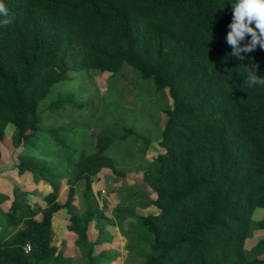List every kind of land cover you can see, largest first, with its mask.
<instances>
[{"label": "trees", "instance_id": "1", "mask_svg": "<svg viewBox=\"0 0 264 264\" xmlns=\"http://www.w3.org/2000/svg\"><path fill=\"white\" fill-rule=\"evenodd\" d=\"M0 3L8 10L0 14V159L1 142L13 126V145L25 149L21 171H34L52 188L43 204L18 190L12 199L0 192V264H73L54 245L53 220L63 209L72 212L82 182L86 217L73 221L76 245L85 264H113L116 251L97 254L88 239L89 222L101 210L92 179L137 163L156 195L140 205L158 210L140 218L150 236L145 264H264V239L246 246L253 215L264 209V86L243 82L245 66L259 65L257 75L264 77V49L243 53L244 60L230 55L226 37L236 0ZM126 69L138 71L150 88L148 103L167 94L173 101L163 110V153L153 160L125 150L113 155L117 140H127L113 135L116 126L101 130L90 152L78 144L83 129L75 117L63 132L70 141L56 130H42L41 107L65 83L83 72L115 76ZM124 92L113 100L104 97L100 107L117 102L125 114ZM70 102L56 100L49 112L64 114ZM63 185L69 192L61 204Z\"/></svg>", "mask_w": 264, "mask_h": 264}, {"label": "rangeland", "instance_id": "2", "mask_svg": "<svg viewBox=\"0 0 264 264\" xmlns=\"http://www.w3.org/2000/svg\"><path fill=\"white\" fill-rule=\"evenodd\" d=\"M145 84L139 72L132 69L115 76L99 71L83 72L79 79L65 83L51 101L42 105V130H56L58 137L64 135L70 141L63 132L74 126L70 118L75 117L83 129L76 138L78 144L84 143L88 151L93 152L100 131L116 126L117 131L113 135L116 138L126 137L127 140H117L113 155L125 150L128 154L141 153L146 159L153 160L165 151L160 145V133L167 120L163 110L170 107L173 101L167 94L156 102L148 103L151 92ZM121 90L125 91L124 100L128 102L125 114L117 102L111 103L113 105L109 109L100 107L104 97L113 100L116 92ZM59 99L71 100L65 107V113H50L49 105ZM72 103L81 105L80 111L72 109ZM93 115V121H89ZM13 133L14 127L9 126L1 142L0 192L12 199L15 190H18L31 202L43 204V196L52 188L34 171L24 168L25 171H21V164L26 161L25 155L20 154L25 149L13 145ZM138 164H134L132 170L122 165L115 170L105 169L92 179L93 195L101 210L89 222L88 239L96 244L97 254L115 250L113 264H145V255L149 251L150 236L142 227L140 218L157 214L158 210L151 205L145 208L140 205L154 200L156 195L145 183V170L137 168ZM76 190L72 212L63 209L54 216V245L64 256L72 258L73 264H85L86 260L76 245L78 235L71 228L74 220L83 223L86 217L85 183L82 182ZM68 192L69 188L63 185L58 199L61 204L66 203ZM8 205L9 202L3 208L7 209ZM261 221H264V209H257L253 215V231L246 243L248 249L264 239V228L259 226Z\"/></svg>", "mask_w": 264, "mask_h": 264}, {"label": "clouds", "instance_id": "3", "mask_svg": "<svg viewBox=\"0 0 264 264\" xmlns=\"http://www.w3.org/2000/svg\"><path fill=\"white\" fill-rule=\"evenodd\" d=\"M232 8L233 18L228 26L230 31L227 34L226 42L233 49L230 55L244 60L243 53L252 52L258 46L264 49V0H236V3L232 4ZM0 14L8 15V10L3 3H0ZM8 23V20L3 21L5 25ZM248 36L251 37L250 42L241 47V42ZM245 67L248 74L243 82L248 87L264 86V77L257 75L259 65Z\"/></svg>", "mask_w": 264, "mask_h": 264}]
</instances>
